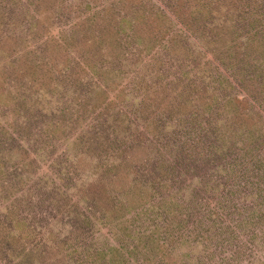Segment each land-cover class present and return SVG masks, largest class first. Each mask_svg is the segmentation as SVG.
<instances>
[{
  "label": "rangeland",
  "instance_id": "rangeland-1",
  "mask_svg": "<svg viewBox=\"0 0 264 264\" xmlns=\"http://www.w3.org/2000/svg\"><path fill=\"white\" fill-rule=\"evenodd\" d=\"M0 264H264V0H0Z\"/></svg>",
  "mask_w": 264,
  "mask_h": 264
}]
</instances>
